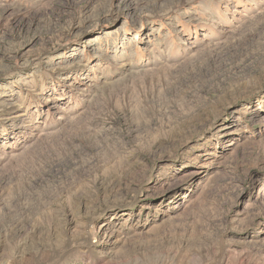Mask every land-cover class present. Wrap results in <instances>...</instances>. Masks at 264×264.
<instances>
[{
	"label": "rangeland",
	"instance_id": "1",
	"mask_svg": "<svg viewBox=\"0 0 264 264\" xmlns=\"http://www.w3.org/2000/svg\"><path fill=\"white\" fill-rule=\"evenodd\" d=\"M0 264H264V0H0Z\"/></svg>",
	"mask_w": 264,
	"mask_h": 264
},
{
	"label": "bare ground",
	"instance_id": "2",
	"mask_svg": "<svg viewBox=\"0 0 264 264\" xmlns=\"http://www.w3.org/2000/svg\"><path fill=\"white\" fill-rule=\"evenodd\" d=\"M107 235V234H106ZM112 235L109 234V236L107 238H111ZM104 239V238H103Z\"/></svg>",
	"mask_w": 264,
	"mask_h": 264
}]
</instances>
